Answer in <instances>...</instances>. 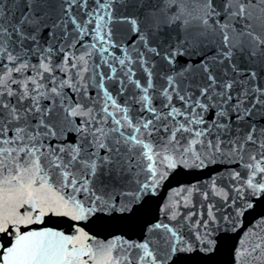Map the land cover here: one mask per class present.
<instances>
[{"label": "snow or ice", "instance_id": "snow-or-ice-1", "mask_svg": "<svg viewBox=\"0 0 264 264\" xmlns=\"http://www.w3.org/2000/svg\"><path fill=\"white\" fill-rule=\"evenodd\" d=\"M89 36L91 49L123 54V59L112 56L127 67L121 68L125 79L117 80L116 94L125 91V80L133 84L144 95L132 102L141 105V113H152V119L129 116L128 108L104 86L105 74H99L102 107L99 92L96 100L86 95L90 85L81 83V73L57 80L55 72L64 66L88 71L83 55H66L63 65L54 64L52 57L78 44L83 47ZM73 60L76 63L69 64ZM133 68L143 74L142 80L133 79ZM155 78L163 81L158 95L167 101L161 104L169 109L165 113L152 106L148 94L155 89ZM65 87L79 98L67 96ZM173 96L184 103L183 109L172 105ZM90 104L103 114L100 119ZM209 110H214L211 123L203 115ZM116 113L123 115L118 119ZM178 116L185 117L184 122L173 129L168 120ZM253 116H264V0H0V175L8 173L0 181V232L8 223L30 222V217H17L16 209L23 204L39 210L37 221L45 209H68L63 214L75 220L86 219L97 208L115 210L120 205L127 211L122 199L138 198L136 192L124 190L135 182L137 156L149 162L153 177L138 191H150L159 182L152 161L160 153L146 142L160 131L156 121L170 133L169 143L180 132L203 137L215 129L209 147L219 152L224 145L229 149L222 153L226 157L242 161L246 155L249 161L244 164L250 171L247 179L240 171L231 174L233 179L253 192L264 191V183L256 180L258 174L264 179V125ZM76 117L78 123L72 119ZM191 125L205 127L194 130ZM223 136L228 139H220ZM165 178L166 173L159 174L160 181ZM67 188L73 194L65 199L60 191ZM75 193H83V198ZM161 228L177 236L165 224L152 226ZM79 240L50 229L18 235L3 264H88L82 256L96 264H165L168 255L150 250L153 242L148 239L127 244L117 238L95 251L83 243L77 247L74 242ZM163 241L177 250L170 238ZM118 243L127 248L113 255ZM260 248L257 244L252 253ZM246 254L237 253L241 258ZM255 259L260 261V256Z\"/></svg>", "mask_w": 264, "mask_h": 264}, {"label": "water", "instance_id": "water-1", "mask_svg": "<svg viewBox=\"0 0 264 264\" xmlns=\"http://www.w3.org/2000/svg\"><path fill=\"white\" fill-rule=\"evenodd\" d=\"M93 42L92 37H86L84 46L79 44L64 54L56 53L52 57V62L63 65L64 56H85L87 60V72H82L83 66L69 68L64 66L63 71H56L57 80L70 79L77 73H81L84 79L82 84L90 85L87 96L93 100L97 99L99 92V105L104 104V90L99 87L101 76L105 74L104 86L113 94L117 103L122 107H127L129 116L140 117L142 119H152L153 114L147 111L140 112L141 107L138 103H133V99H139L144 93L136 89L135 86L125 80V91L117 95L120 85L117 80H124L125 77L121 68L127 71L126 66L119 65L112 56L123 59V54L110 49L108 53H99L89 45ZM100 45H97L99 49ZM91 52L92 55L87 53ZM107 60V63H103ZM35 64L37 61L32 60ZM76 63L75 60L69 64ZM111 65L116 69L112 73ZM136 75L133 79H143V74L133 68ZM33 72H26L24 75H32ZM113 76L114 79H107ZM79 79V77H76ZM155 89L149 91L153 97L152 106L162 113L169 109H162L161 104L167 103L163 96L158 95L161 79H154ZM15 88V85H11ZM63 92L74 99H78V94L69 87H65ZM45 100L43 103L47 104ZM175 107L183 109L184 103L173 96L171 101ZM93 108V115L100 119L103 115L96 105L90 104ZM109 111H112L109 108ZM196 111H200L196 109ZM213 111L204 113L206 122L211 123ZM116 118H120L123 113H116ZM74 122H79V117L72 118ZM185 117L178 116L169 118L168 124L175 129L179 123L184 122ZM258 125H264V116H253ZM160 128L158 133H154L148 143L153 144V151L160 155L154 156L152 163L157 169L156 179L159 181L150 191L140 192V184L150 183L153 179L148 171V161L136 157V167L134 172L135 182L127 184L125 191L136 192L137 199L132 201L131 197L123 198L122 203L127 205V211L121 210L117 205L115 210L105 208L102 211L97 208L95 212L87 216L86 219L75 220L71 215L63 214L68 209H57L49 211L45 209L44 215L40 220H36L38 209L33 210L31 204H23L16 209L17 217H30V222L6 225V231L0 232V264H3V256L8 248L15 242L18 235L28 232H40L50 229L55 232L63 233L65 236H80L76 243L91 245L95 251L99 245L107 244L110 241H126L127 244L139 243L148 239L150 250L158 253L167 252L165 264H261L264 262V191L253 192L246 183L233 179L232 173L240 171L243 180L247 179L246 173L250 171L244 168L248 163L247 156L238 160L236 156L226 157L222 153H227L229 149L221 145V151L209 147L208 141H215V129L213 135L196 137L193 132L177 133L176 140L169 143L170 133H166L160 121L155 122ZM188 127V125H185ZM194 130L205 125H191ZM126 131V130H125ZM227 140V136L220 137ZM195 141V142H194ZM167 157L168 159H165ZM166 173V178L159 180V174ZM8 173L0 175V181ZM15 175V172H13ZM256 180L264 183L260 175ZM39 187V184L35 185ZM55 188V185H54ZM67 199L68 195L73 194L71 188L60 191ZM77 199L83 198V193H75ZM131 201V202H129ZM173 215L175 219H172ZM161 223L167 225L177 233L176 237H171V233L166 229H152V226ZM78 229L80 230L78 232ZM150 229H152L150 231ZM88 237L90 239L85 238ZM163 238H170V242L176 245L177 250L172 251ZM127 244H117L113 255L117 251L127 248ZM260 244L261 248L252 253V249ZM250 255L243 258L237 255L238 252L245 251ZM135 249L129 252L132 255ZM142 254V252H141ZM259 255L260 261L255 257ZM81 259L88 261V264H96V261L82 256Z\"/></svg>", "mask_w": 264, "mask_h": 264}]
</instances>
